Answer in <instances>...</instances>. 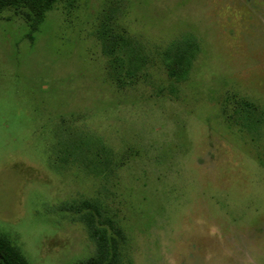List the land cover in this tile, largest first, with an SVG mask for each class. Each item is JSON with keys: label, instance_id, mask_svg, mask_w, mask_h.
I'll return each mask as SVG.
<instances>
[{"label": "rangeland", "instance_id": "rangeland-1", "mask_svg": "<svg viewBox=\"0 0 264 264\" xmlns=\"http://www.w3.org/2000/svg\"><path fill=\"white\" fill-rule=\"evenodd\" d=\"M30 22L0 12V232L27 261L94 256L69 205L95 197L125 232L120 264H264V121L249 132L233 106L264 119V0H73L31 38ZM110 30L145 55L138 77L119 81ZM187 34L198 52L170 93L162 51ZM89 133L100 175L89 144L59 159Z\"/></svg>", "mask_w": 264, "mask_h": 264}, {"label": "trees", "instance_id": "trees-1", "mask_svg": "<svg viewBox=\"0 0 264 264\" xmlns=\"http://www.w3.org/2000/svg\"><path fill=\"white\" fill-rule=\"evenodd\" d=\"M63 1L72 2L73 0H0V12L5 8L25 9L31 17L29 25L31 38L32 33L38 30L44 20L45 13ZM100 39L104 51L111 56L113 67L119 70V81H123V77L131 79L140 75L139 71L144 67L145 55L135 54L131 45L125 41L127 38L124 35L110 30L107 33L104 32ZM197 52L198 44L191 34L174 39L162 51L166 75L173 81L168 89L170 93H175L177 85L189 77ZM233 106L235 117L241 126L249 132L256 133L264 121L263 112L259 111L255 104L249 103L246 98H234ZM97 142L101 143L91 133L89 136L85 135L84 140L77 141L75 145L72 142L59 141L61 147L58 150L62 152L59 159L62 163L69 160L80 162L86 157L85 154L88 151L85 150V146L89 144V173L100 175L108 168L110 161L105 162L96 158L93 147H97ZM94 162L97 163L90 168ZM69 206L80 212V218L88 231L89 239L94 242L96 249L94 256L81 264H120L126 235L117 219L111 216L101 200L95 197L82 199L78 203L72 201ZM0 264H30L20 247L2 232H0Z\"/></svg>", "mask_w": 264, "mask_h": 264}]
</instances>
